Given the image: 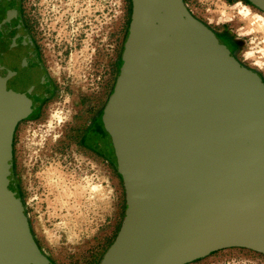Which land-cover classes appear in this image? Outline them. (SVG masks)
I'll list each match as a JSON object with an SVG mask.
<instances>
[{"label":"water","instance_id":"obj_1","mask_svg":"<svg viewBox=\"0 0 264 264\" xmlns=\"http://www.w3.org/2000/svg\"><path fill=\"white\" fill-rule=\"evenodd\" d=\"M131 1L103 113L126 209L100 264H190L231 248L264 255V75L185 0ZM52 92L22 0H0V264H27L24 251L50 264L11 164L18 125Z\"/></svg>","mask_w":264,"mask_h":264},{"label":"rangeland","instance_id":"obj_2","mask_svg":"<svg viewBox=\"0 0 264 264\" xmlns=\"http://www.w3.org/2000/svg\"><path fill=\"white\" fill-rule=\"evenodd\" d=\"M185 3L214 30L228 29L241 42L238 59L264 75V32L245 22L251 15L264 21L262 11L243 0ZM22 12L53 84L13 137L11 172L33 244L50 264H100L126 209L103 113L123 63L132 1L22 0ZM190 264H264V255L231 248Z\"/></svg>","mask_w":264,"mask_h":264},{"label":"flooded vegetation","instance_id":"obj_3","mask_svg":"<svg viewBox=\"0 0 264 264\" xmlns=\"http://www.w3.org/2000/svg\"><path fill=\"white\" fill-rule=\"evenodd\" d=\"M243 1L247 2L249 5L253 6L256 9H259L264 13V2L262 0H243ZM216 32L226 43V45L230 48V50L234 52L236 56H238V52L240 51L239 48L241 47V42L228 29H223Z\"/></svg>","mask_w":264,"mask_h":264},{"label":"bare ground","instance_id":"obj_4","mask_svg":"<svg viewBox=\"0 0 264 264\" xmlns=\"http://www.w3.org/2000/svg\"><path fill=\"white\" fill-rule=\"evenodd\" d=\"M245 22L248 26H250V28L264 32V21L261 20L259 17L252 15L248 16L245 19Z\"/></svg>","mask_w":264,"mask_h":264},{"label":"clouds","instance_id":"obj_5","mask_svg":"<svg viewBox=\"0 0 264 264\" xmlns=\"http://www.w3.org/2000/svg\"><path fill=\"white\" fill-rule=\"evenodd\" d=\"M248 55L250 56V55H251V53H248Z\"/></svg>","mask_w":264,"mask_h":264},{"label":"trees","instance_id":"obj_6","mask_svg":"<svg viewBox=\"0 0 264 264\" xmlns=\"http://www.w3.org/2000/svg\"><path fill=\"white\" fill-rule=\"evenodd\" d=\"M26 24V23H25ZM26 26H27V24H26ZM122 177V176H121Z\"/></svg>","mask_w":264,"mask_h":264}]
</instances>
